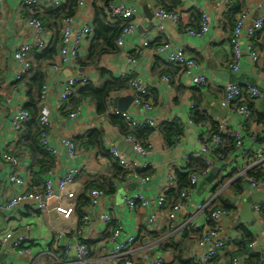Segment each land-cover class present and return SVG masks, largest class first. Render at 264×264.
<instances>
[{
	"label": "crops",
	"instance_id": "crops-1",
	"mask_svg": "<svg viewBox=\"0 0 264 264\" xmlns=\"http://www.w3.org/2000/svg\"><path fill=\"white\" fill-rule=\"evenodd\" d=\"M22 1L3 0L0 4L1 181L5 183L12 172L11 167L2 160V153L6 149L20 159L21 165L15 171L23 178L30 191L40 190L45 176L50 171H53L56 183L72 169L80 170L81 176L64 193H57L56 199L44 201L45 209H38V205L32 203L22 206L16 212H4L0 215V240L6 234L12 233L14 237L29 238L31 243L29 246L30 255H22L19 252H11L9 248L0 247V264H78L75 250L70 253V258H64L63 246L66 243L71 245L77 243L74 233L81 223L84 211L80 207V200L84 196L87 197L92 185L101 184L104 182V178H111L115 175L117 161L110 154L112 149L119 150L130 159H138L142 163L153 164V169L148 173L151 181L145 185L118 181L117 192L111 196L106 195L103 208L93 212L92 227L84 238V243L91 250V264H107L109 262L104 248L107 246L113 231L118 228L119 223L122 224L125 235L136 237V243L127 256L128 258L137 262L144 260L151 262L157 253L163 252L166 264H197L196 256L202 254V250L198 248L197 234L193 231L171 232L167 227L165 215L167 211L165 210L164 220L162 217L160 218V222L162 220L163 222L157 226H151L147 219L149 210L130 211L124 203V198L129 194L141 193L147 199L155 202L160 195L165 194L168 203H174L168 195L171 191L176 190L178 185L176 183L173 190L168 188L169 185L166 181L168 175L176 176L177 171H186L188 163L185 164L182 157L202 150L199 144L200 131L189 124L191 102L197 105L194 113L195 118L205 119L201 122L208 124V128L205 129L207 133H213L214 128H218L221 123H224L229 129H240V122L236 113L223 106L221 89L213 87L202 89L194 86L185 79L179 68L166 64V57L176 49L184 48L187 55L199 64V73L210 80L218 81L222 85L228 82H236L242 88H245L247 84L257 86L263 97L255 101H247L246 105L254 114V132H258L264 137V31L253 41L254 47L259 52V61L253 63L246 55L249 43L247 29L264 14V0H239L237 2L240 13L249 14L246 30L239 40L240 48L245 56L237 73L228 68L233 59L232 39L238 17L233 19L228 15L230 11L229 0H180V5L176 7H173L175 3L173 0H161L168 9H173L180 14L182 24L179 26L155 18L154 11L157 7L155 0L115 1L117 5L135 6L139 9V15L133 20L136 30L126 38V44L123 48H118L117 52L104 56L96 67L79 66L71 60L67 64H63L61 56L58 54L54 63L60 65L61 70L50 75L49 102L53 106L72 76L78 74L86 76L90 79L91 84L100 86V70H106L116 78L122 73L132 71L135 76L141 78L148 85L149 89L144 98L151 103L152 109L148 111L141 108L136 109L133 103H130L126 112L135 121H152L155 123V126L151 127L155 132L145 145L148 147L149 144L152 150L147 156L135 154L126 141L127 136L112 124L110 115L114 110L119 109L114 100L116 98L126 100L134 97L129 90L113 97L108 104L106 114H99L92 100L86 99L75 105L74 98L66 103L63 110L57 111L55 108L52 110L51 143L58 149L59 153L56 156L53 155L54 166L44 175H41L40 167L34 165L36 159L23 141L24 136L21 137L23 134L16 136L11 129V118L15 108L18 105L26 106L29 102L25 82L17 81L18 67L14 60V54L20 45L32 41V32L26 26V21L35 17L43 19L47 13L45 7L37 9L24 7ZM61 1L63 6L66 5L67 0ZM83 1L86 2V6L78 8L76 14L75 28L77 30L85 26H92L94 19L93 1ZM203 14H206L210 20V32L203 38H194L188 34V29L198 30L201 24L198 21V16H203ZM42 22L48 32L49 43L58 42V47H60L62 45L61 28L57 29L53 26L54 23L59 22ZM92 38L93 36L84 39L78 61L88 57ZM147 41L150 43L149 46L144 45ZM166 43L172 47L169 50L159 52L158 49ZM133 58L136 62L130 63L129 60ZM165 76L170 79L169 84L162 81ZM167 123H179L184 129L178 148L166 145L162 128ZM129 127L132 126L129 125ZM93 131L102 134L100 147L83 145L84 140H80ZM66 138L74 140L84 148V152L79 158L75 160L69 158L62 146V141ZM238 164L235 163L231 155L226 160L217 163L216 169L220 170L217 181H222L225 170H227L228 175L232 170L238 169ZM248 164L249 162L245 163V165ZM174 165L178 169L174 170ZM239 171H243L242 165L240 170L230 174L233 175L232 178H226L228 177L226 175L223 179L224 182L220 188L222 190L221 197L224 200L230 202L236 200L237 195L232 186L236 181L234 177ZM34 177L35 179L38 177L36 181H34ZM203 182L205 179L200 181L186 211L179 216L180 224L192 214L195 206L210 193L212 184L204 189L201 187ZM24 190L25 187H15L13 191L11 187H6L4 196L21 194ZM252 194L254 192H248L245 198L238 202L237 214L230 217L224 233L230 243L222 255L218 257V261L243 258L246 259L245 264H248L250 255H242V249L239 248L243 238V232L240 228L243 227L251 234L252 242L258 243L254 251L250 249V254L257 255L262 261L261 264H264V238L262 237L261 226L257 223L256 218V225L253 227L240 219L242 205L245 199ZM109 206L113 207L111 211L113 221L108 225H103L100 222V216ZM59 208L69 213L67 217L56 210ZM60 235H64L66 239L59 244L57 237ZM243 241L246 240L243 239ZM111 264H116V262Z\"/></svg>",
	"mask_w": 264,
	"mask_h": 264
},
{
	"label": "built area",
	"instance_id": "built-area-1",
	"mask_svg": "<svg viewBox=\"0 0 264 264\" xmlns=\"http://www.w3.org/2000/svg\"><path fill=\"white\" fill-rule=\"evenodd\" d=\"M3 0H0V4ZM237 0H229V9L231 10L236 5ZM157 7L154 11V16L159 21L171 22L174 25H181L182 18L177 11H167L164 9L159 0H155ZM22 4L24 7L31 9H37L40 7L45 8H57L63 5L61 0H23ZM86 6V2L80 0L79 8ZM108 19L111 23H116L118 20L130 21L128 26H125L120 38L117 41V47L123 48L126 44V38L134 33L136 25L133 20L139 15V9L135 6H121L113 3L103 5ZM262 8V6H260ZM249 14L242 13L235 24L233 31V59L228 65L230 71L237 73L240 70L241 63L244 59L245 53L240 48V38L246 30V23L248 21ZM76 16L65 18L61 21V39L62 47L59 51L61 61L63 64H67L70 60L74 61L78 65V59L80 51L83 47V42L86 37L93 36L92 26H85L79 30L75 28ZM26 26L32 32V41L19 46L18 50L14 54V60L18 67L17 81L23 82L29 75L32 69V58L31 55L35 51H45L49 46L48 32L43 22L37 18H31L26 21ZM211 29L210 20L206 14L202 16V23L198 30L188 29V34L194 38H203L209 34ZM159 31V30H158ZM264 31V14L256 20L253 25L247 29L248 46L246 55L249 56L253 63H257L260 59L258 50L254 47L253 41ZM157 32V31H156ZM145 46H149L150 43L147 41L144 43ZM172 46L169 43L162 45L158 50L163 52L169 50ZM166 64L175 66L180 69L181 73L185 76V79L190 81L191 84L202 89L210 87L221 89L223 95V106L233 110L238 116L240 122V129L234 130L229 129L224 123L219 124L218 132L207 133L205 131L208 128L206 122L195 121V110L197 105L194 102L190 103L189 112V124L196 127L199 131V144L202 147L200 152L186 154L182 157L183 162L188 163L191 158L202 160L206 169L200 175H193L191 178L190 187L182 191L177 202L172 204L168 203L167 196L160 195L155 202L147 199L143 194H129L124 198V203L130 211H136L137 209L149 210L148 223L151 226H157L164 220V210L166 212L167 227L171 232L180 233L184 231H193L198 235V248L202 250L200 256H196L197 264H245L243 258H235L231 261H219L216 262L217 257H220L230 243L229 239L224 236L226 231V225L232 215L237 214L238 202L245 198L248 192H262L264 193V179L252 176L253 173L258 169L264 168V137L258 132H254L253 121L254 114L252 110L246 105L247 101H255L263 97L261 90L254 85L247 84L245 88H242L239 83L228 82L221 84L218 81H213L200 74L199 64L191 59L184 48L176 49L173 53L169 54L166 59ZM130 63H135L136 60L130 59ZM61 70V66L57 63L46 65L47 81L44 85L40 95V107L38 124L40 129L39 143L43 149L52 155H58V149L51 143V128H52V110L55 108L57 111H61L65 108L66 103L74 96L78 86L86 85L91 83L90 79L80 74L69 78L65 84L63 90L57 97L56 102L53 106L49 102L51 88H50V75L58 73ZM118 79H128L130 81L129 91L134 95V107L136 109H144L146 111L152 109V105L149 101H146L144 96L146 95L149 87L139 77L135 76L132 71L122 73L118 75ZM162 81L165 84L170 83L168 77H163ZM112 115L123 118L128 125L132 127H154L155 123L152 121L138 122L135 121L128 112H122L120 110H114ZM31 119V114L25 109V106L18 105L14 114L11 118V129L16 136L22 134L25 130L26 125ZM226 137L230 138L235 143V150L233 159L238 164L236 170H232L227 175V170L224 172L223 179L229 176L232 172L240 170L242 165L243 171L234 177V180H242L245 185V192L241 195L236 196V200L231 203L235 206L236 211L228 212L221 207L219 198L221 197L222 181H217L212 184L210 193L208 196L199 204L195 206L192 214L183 222L179 223V216L186 211L188 203L194 195L195 189L202 179H206L214 169H216L217 163L221 162V157L218 156L217 152L227 148ZM182 139V138H181ZM179 139L175 143V148H178L181 141ZM262 140V142L260 141ZM127 143L132 147L133 152L139 156H147L152 150L151 146L148 147L143 145L140 141L136 140L132 136L126 137ZM62 146L67 152L71 160H75L80 157L84 152V148L78 145L74 140L66 138L62 141ZM111 156L117 161L121 169L124 171L123 176L119 179L124 182H135L138 184H148L151 181V177L147 176L152 169L153 164L149 162L142 163L138 159H130L124 153L117 149H112L110 152ZM3 162L11 167L12 172L9 174L7 180L4 182L0 178V215L4 212H16L24 205H30L36 203L38 209H45L46 204L44 201L52 200L57 193H64L69 186L74 184L77 179L81 176V171L78 169H72L68 174L62 178L59 182H55L54 173L50 171L43 180V185L38 191H30L26 187V183L21 176L15 171L20 165V159L15 155L11 154L7 149L2 153ZM249 162L248 165H245ZM174 170L176 165H174ZM233 177V176H232ZM227 178V177H226ZM168 188L174 189L177 178L175 175L170 174L167 177ZM6 187H11L12 191L15 187L24 188L25 190L21 194L6 195L4 191ZM9 189V188H7ZM87 198L90 201L88 208L84 209L82 219L79 227L74 233V237L77 240L75 245L65 244L64 247V258H70V253L76 251V258L78 264H91V250L84 243V238L88 230L92 227L93 212L95 210H101L104 206V200L106 194L104 191L99 189H93L89 191ZM34 209V208H32ZM36 210V209H34ZM59 213L64 214L65 217L69 213L61 208L56 209ZM112 206L107 207L100 216V222L103 225H108L113 221L111 211ZM252 211L257 220V223L262 228V237L264 238V201L256 202L252 207ZM163 220L160 222V218ZM199 222V223H198ZM66 237L60 235L57 237V241L60 244L65 241ZM136 243V237L134 235H125L124 228L119 223L111 234L107 246L104 248L107 255V264L116 262V264H166L164 253H157L155 258L150 262L147 260L137 262L134 259L128 258L127 256L133 249ZM30 240L26 237H14L12 233L6 234L0 240L1 248H9L11 252H19L22 255H30ZM258 246L257 242L250 244V249L254 251ZM40 260V259H39ZM38 260V261H39ZM8 264V263H2Z\"/></svg>",
	"mask_w": 264,
	"mask_h": 264
},
{
	"label": "trees",
	"instance_id": "trees-1",
	"mask_svg": "<svg viewBox=\"0 0 264 264\" xmlns=\"http://www.w3.org/2000/svg\"><path fill=\"white\" fill-rule=\"evenodd\" d=\"M92 1L94 11V19L92 22L94 39L91 43L88 57L85 60L78 61L79 66L81 65L86 67H96L104 56L117 52V41L120 38L125 26H128V23L130 22L118 20V22L116 23H111L108 19L107 13L103 5L113 3L117 0ZM159 1L161 6L167 11H175L173 9H168L165 5H163L162 1L164 0ZM173 1L175 2L173 4V7L180 5V0ZM238 1L239 0H237V2ZM237 2L236 5H234V7L228 12V15L233 19H235L237 16L239 17L240 14H242L240 13L239 5ZM79 3L80 0H67L66 5L64 6L62 5L57 8H46V17H44L43 19H40V17L35 18L40 19L44 22H48L49 20L54 22L58 21L59 23H54L53 26H55V28L57 29L61 28L60 23L61 21H63V19L76 16L79 8ZM47 17L49 18L48 20ZM198 17V21L202 23V16L199 15ZM51 21H49L48 23H50ZM57 43H49V46L45 51H35L31 55L32 69L29 73L30 76L28 75L29 77L27 76L28 78H25L26 81H23L25 82V88L27 90L29 98V102L25 106V109L30 112L31 119L26 125L25 130L22 133L23 135L21 137L24 136L23 141L26 143L30 152H32L34 159H36V163L34 165L36 167H40L41 175L46 174L54 166V156L47 152L45 149H43L39 143L40 129L38 124V116L41 91L47 81L46 65H51L54 63L55 58L59 54V51L62 47V45L58 47L59 43ZM99 74L101 82L100 86H95L91 83L78 86L74 96L71 99L73 100L75 98V105L81 103L86 99H90L95 103L99 114H106L108 111V104L112 101L113 97L129 90L130 81L128 79H118L114 77L112 73L106 70H100ZM110 116L112 124L118 129H120L124 135L134 137L143 145H147V143L150 141L151 137L155 132V130L151 127H129V125L123 118L115 115ZM203 120L205 119H197V117L195 118L196 122H201ZM214 132H218L217 127L214 128L213 133ZM183 133L184 129L179 123H167L162 128V134L166 141V145L172 148L175 146L176 141L182 138ZM225 139L227 140V148L223 149L220 152H217L218 156L221 157L220 159L222 161L226 160L229 155L232 156L235 150L234 141L228 137H226ZM80 140H84V142H82L83 145L100 147L102 144V134L100 132L93 131L88 136L82 137ZM260 141L262 142V140ZM115 168V175L111 176V178H104L103 183H97L96 185H92L89 190L91 191L93 189H99L104 191L105 194L108 196L114 195L117 192L116 185L118 181H120L119 178L125 175L124 171L121 169L118 163L116 164ZM205 169L206 165L202 160L191 158L188 162L186 171L176 172L178 188L169 193V198L172 199V201L174 202L178 201L181 192L190 187L192 176L202 174ZM146 175L149 176L150 174ZM232 176L233 175H229L227 178H232ZM252 176L264 179V168L256 170V172L253 173ZM37 178L38 177H36V179ZM36 179L34 177V181H36ZM232 187L236 195H241L245 192V185L242 180L235 181ZM80 202V207H82V211L90 205V201L86 196H84L80 200ZM219 203L220 205L218 206V208L221 207L222 209H225L228 212L236 211L235 206L230 201L224 200L222 197L219 198ZM240 229L243 232L242 242L239 244V248L242 249L241 254L250 255V258H248V264H261L262 261L257 255L250 254L249 245L253 240L251 234L246 231L243 227ZM243 239L246 241L244 242ZM217 259L216 261L219 262Z\"/></svg>",
	"mask_w": 264,
	"mask_h": 264
},
{
	"label": "water",
	"instance_id": "water-1",
	"mask_svg": "<svg viewBox=\"0 0 264 264\" xmlns=\"http://www.w3.org/2000/svg\"><path fill=\"white\" fill-rule=\"evenodd\" d=\"M134 97H130L127 98L126 100H122L121 98H116L114 100V103H116V105L118 106V110L122 111V112H126L127 111V106L130 103H134ZM127 104V105H124ZM219 169H215L212 171V173L205 179V182L202 183L201 187H203L205 189V187L210 186L211 184H213L215 182V180L217 179L218 173H219ZM56 199V196L53 198ZM264 201V193L262 192H256L252 195H249L241 208V212H240V219L248 224L249 226L253 227L256 225V220L252 211V207L254 205V203L256 202H263Z\"/></svg>",
	"mask_w": 264,
	"mask_h": 264
}]
</instances>
